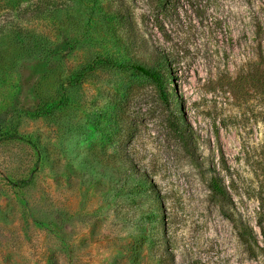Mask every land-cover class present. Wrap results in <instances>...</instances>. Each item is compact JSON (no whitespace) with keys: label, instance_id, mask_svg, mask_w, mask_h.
Returning <instances> with one entry per match:
<instances>
[{"label":"rangeland","instance_id":"374dc122","mask_svg":"<svg viewBox=\"0 0 264 264\" xmlns=\"http://www.w3.org/2000/svg\"><path fill=\"white\" fill-rule=\"evenodd\" d=\"M0 264H264V0H0Z\"/></svg>","mask_w":264,"mask_h":264},{"label":"trees","instance_id":"16d2710c","mask_svg":"<svg viewBox=\"0 0 264 264\" xmlns=\"http://www.w3.org/2000/svg\"><path fill=\"white\" fill-rule=\"evenodd\" d=\"M160 1H166V0H160ZM169 66V61L167 57L164 55H161L158 58V61L156 65L152 69H149L148 67L142 66V65H128L127 67L134 73L139 74L147 79L152 80L157 85H161L164 79L167 77V72ZM79 78H81L79 76ZM43 112L42 110H40ZM182 115V107L179 104H175V115L173 116V120L170 123V126L175 134L178 135L179 138L185 137V129L183 126V122H181L179 115ZM12 138L16 140H23L19 137L13 136ZM210 191L212 193V196L219 201L226 202L228 199L227 192L225 190V187L222 185L221 180L218 177H213L210 180L209 184Z\"/></svg>","mask_w":264,"mask_h":264}]
</instances>
